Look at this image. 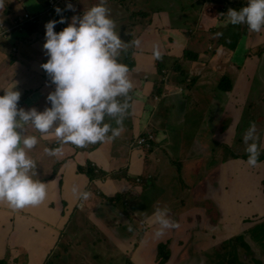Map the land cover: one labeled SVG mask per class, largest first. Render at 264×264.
<instances>
[{
    "label": "crops",
    "instance_id": "0c3cea01",
    "mask_svg": "<svg viewBox=\"0 0 264 264\" xmlns=\"http://www.w3.org/2000/svg\"><path fill=\"white\" fill-rule=\"evenodd\" d=\"M68 2L71 10L58 2L65 23L54 31L99 0ZM245 4L105 0L133 83L120 98L128 105L120 134L75 146L26 127L38 137L27 155L47 195L18 209L0 201V264H236L234 250L239 264H264V28L226 23L227 10ZM49 5L0 3V88L14 81L25 110L50 106L54 85L40 66L44 24L58 19ZM26 12L35 20L15 26ZM250 123L261 133L256 166L246 162ZM148 132L151 147L138 145ZM57 146L56 155L44 151ZM158 207L178 225L159 236Z\"/></svg>",
    "mask_w": 264,
    "mask_h": 264
},
{
    "label": "clouds",
    "instance_id": "9594fccd",
    "mask_svg": "<svg viewBox=\"0 0 264 264\" xmlns=\"http://www.w3.org/2000/svg\"><path fill=\"white\" fill-rule=\"evenodd\" d=\"M72 7L66 0L65 10ZM54 11L58 19L44 24L42 49L47 59L40 65L54 85L46 96L50 106L42 111L35 107L25 110L18 107L21 93L15 89L14 81L0 88V201L14 209L36 206L47 195V184L36 178L35 162L27 155V150L38 143V137L26 134V127L30 125L41 138L54 134L61 144L84 146L111 140L120 134L119 126L128 107L120 98H126L133 88L128 66L118 60L125 42L115 30L105 0H99L78 16H71L59 31H54V26L64 24L65 17L60 15L61 8L55 7ZM226 17V23L246 24L250 30L259 32L264 28V0H246L238 9L229 8ZM132 43L139 46L140 40ZM159 56L154 45L153 57ZM106 116L113 117L117 127L105 122ZM254 133L255 124L250 123L243 135L247 144L246 162L250 166L257 165L259 156ZM44 151L56 155L61 148ZM73 191H77L76 187ZM81 195L86 197L87 193ZM168 211L166 207H158L153 213L157 236L178 226Z\"/></svg>",
    "mask_w": 264,
    "mask_h": 264
},
{
    "label": "built area",
    "instance_id": "2783aa9c",
    "mask_svg": "<svg viewBox=\"0 0 264 264\" xmlns=\"http://www.w3.org/2000/svg\"><path fill=\"white\" fill-rule=\"evenodd\" d=\"M58 2H60V0H50L49 7L54 10L55 7H57L59 5ZM34 20H35V16L32 15L31 13H29V12H26V13H24V15L22 17H19V19L16 20L15 26L21 27L27 21H34ZM153 139H154V135L152 133L148 132L146 135L140 136V137L137 138V144L149 148L152 145L151 141Z\"/></svg>",
    "mask_w": 264,
    "mask_h": 264
},
{
    "label": "rangeland",
    "instance_id": "374dc122",
    "mask_svg": "<svg viewBox=\"0 0 264 264\" xmlns=\"http://www.w3.org/2000/svg\"><path fill=\"white\" fill-rule=\"evenodd\" d=\"M246 107V109H248L247 108V106H245ZM259 127H256L255 128V130H256V132L254 133V135H255V137L256 138H259V134H261V133H258L259 132ZM257 134H258V136H257ZM257 140V139H256ZM256 143H258V142H256ZM258 146V145H257ZM258 148H259V146H258ZM261 152H263V151H261ZM260 153V152H259ZM260 157H262V156H260ZM204 170V167L203 166H201L200 168H199V171H203ZM244 212L247 214V213H249V209L247 208V207H244ZM257 219V218H256ZM255 219V220H256ZM242 238H241V240L243 239V236H241ZM237 250V249H236ZM237 253H238V251H237ZM236 256H238L237 254H235V250L229 255V257L236 263V264H239V261H238V259L239 258H237ZM115 258V257H114ZM122 264V261H121V259L119 258V257H116L115 258V264ZM230 264H233V263H230Z\"/></svg>",
    "mask_w": 264,
    "mask_h": 264
}]
</instances>
